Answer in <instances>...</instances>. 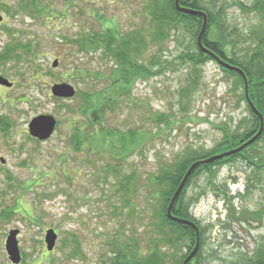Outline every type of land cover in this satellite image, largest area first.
Instances as JSON below:
<instances>
[{
  "label": "rangeland",
  "instance_id": "374dc122",
  "mask_svg": "<svg viewBox=\"0 0 264 264\" xmlns=\"http://www.w3.org/2000/svg\"><path fill=\"white\" fill-rule=\"evenodd\" d=\"M31 1L0 0V52L17 42L30 46V51L18 49L19 60L0 63V75L14 82L11 88L0 86V264H14L5 248L12 229H19V264H109L117 246L126 244L145 254L160 234V203H149L150 177L183 152H209L224 131L250 124L241 85L216 60L199 65L191 76L192 63L179 57L189 37L155 40L148 0ZM28 3L33 9L23 6ZM217 3L226 4L225 20L244 34L259 22L247 7L254 0ZM133 29L145 36L146 50L137 59L149 71L101 115L105 126L126 132L129 140V131H135L136 149L126 157L118 143L115 150L114 141L93 137L92 145L86 137L76 150L72 131L83 126L92 137L100 124L96 114L92 123L71 108L78 109L83 94L93 93L97 100L107 93L113 86L107 76L117 66L104 45L83 49L80 41L86 35L103 40L116 31L121 37ZM196 76L198 86L189 87L188 78ZM57 82L73 84L80 95L53 96L51 85ZM40 114L57 120L46 140L28 132L29 122ZM133 172L126 195L122 186ZM185 197L192 203L193 221L204 230L201 263L233 264L264 243V212L253 214L264 206V167L242 159L224 163L193 177ZM49 228L58 231L51 251L44 241Z\"/></svg>",
  "mask_w": 264,
  "mask_h": 264
},
{
  "label": "trees",
  "instance_id": "16d2710c",
  "mask_svg": "<svg viewBox=\"0 0 264 264\" xmlns=\"http://www.w3.org/2000/svg\"><path fill=\"white\" fill-rule=\"evenodd\" d=\"M31 2L35 3L36 0H32ZM180 5L207 12L208 21L203 35L204 46L222 57L225 61L245 71L248 78L250 99L264 115V0H254L252 6H247L250 12H255L259 22L251 26L245 34L237 27H231L225 20L224 8L226 4L218 7L217 0H180ZM23 6L33 9L30 7V3ZM145 8L147 10V18L151 23L155 24V40H167L170 37H178L179 35H181L180 38L185 39L184 33L187 34L189 37L187 40L188 45L179 57L192 63L193 70L191 76L195 73L197 74L199 65L205 63L207 60H216L213 56L204 52L197 42L198 35L203 26L202 15L179 10L175 4V0H148ZM119 32H114L113 36L108 34L103 40L98 39L96 35H86L81 40L83 43L80 41L83 49L96 43L104 45L106 55L113 56L117 60V66L116 68L112 67L111 72L107 76L110 83H113V86H111V89L109 88L110 90L107 93L102 91L103 95L99 94L97 100L94 98L96 96L93 93L83 94V100L80 101L81 104L78 106V109L71 108L72 111L76 109L82 115L87 116L92 123L96 114V123L100 124L101 127L96 128L92 137L83 133V126L77 127L74 132L72 131V145L76 150L82 149L86 137L92 145L96 143L93 137L99 141L100 139L114 141L116 142L114 144L115 150L118 149V143L123 151V156L126 157L130 156L129 154L136 149L138 140L133 136L135 131H129L132 134L129 140L126 132H115L105 126L104 115H101L104 111L102 109L105 107L108 109L114 108V105L119 101L121 92L126 91L125 93H129L127 88L138 77H143V73L149 71V68L141 64L137 59L139 54L146 50V48H143L146 45L143 32L133 29L125 35L122 34L121 37L119 36ZM114 45L115 48H113ZM19 48H25L26 51H30L29 44H21L19 42L14 45L9 44L5 50L0 52V63H5L12 58L19 60ZM159 61H161L160 58H157L155 63L159 64ZM220 66L225 73L235 77L241 85L243 91L242 98L252 115L250 124L242 131H224L222 140L209 152L201 153L190 149L183 152L171 164L163 166L158 173L152 174L149 179V203L156 204L154 200L160 203V208L156 212L157 218H160V222L157 223V230L160 233L159 237L151 241L148 252L145 254L137 251L138 247L134 245H118L117 251L111 257L109 264H182L193 249L196 241L194 227L182 221L173 220L167 215V206L173 194L192 163L241 145L252 137L260 127V118L252 110L246 98L242 74L234 69L226 68L222 64ZM199 77L201 78V73ZM187 81L189 87H197L199 83L197 76L190 77ZM80 92L77 91L76 94L79 96ZM101 104H104L102 108H100ZM187 105L188 103L183 108L184 111L187 110ZM237 159L247 161L251 167L254 166L259 169L264 167V129L255 141L244 147L241 151L209 163L197 165L176 198L172 207V213L175 216L194 220L197 223L191 210L192 203L185 197L188 184L199 173L207 172L211 174L217 166L233 162ZM134 176L135 172L125 177L122 191L126 195L131 192L129 184L130 182L132 183ZM249 189V185H247L246 190L248 192ZM263 212L264 206L253 214L261 217L263 216ZM199 233V249L187 264H205L203 261L201 263L199 258L201 255V245L204 243V230L201 225L199 226ZM184 249L187 250L184 251ZM77 250L79 248L75 251ZM233 264H264V243L259 244L250 253H242L233 261Z\"/></svg>",
  "mask_w": 264,
  "mask_h": 264
},
{
  "label": "water",
  "instance_id": "95a60500",
  "mask_svg": "<svg viewBox=\"0 0 264 264\" xmlns=\"http://www.w3.org/2000/svg\"><path fill=\"white\" fill-rule=\"evenodd\" d=\"M187 1H190V0H187ZM175 4L179 10H182L185 12H190L193 14L202 15L203 26H202V29H201L199 35H198V39H197L198 45L200 46V48L204 52L213 56L220 64H222L226 68L234 69V70H236L242 74L243 79H244V84H245V94H246V98L248 100V103L250 104L252 110L260 118V127H259L258 131L252 137H250L247 141L243 142L241 145L234 147V148H231V149L224 151L222 153L215 154V155L209 156L207 158L197 160L194 163H192L190 165V167L188 168V170L186 171V173L184 174L180 184L178 185L175 193L172 196L171 201L169 203V206L167 208L168 217L173 219V220L182 221L186 224L192 225L196 231V244H195L194 248L191 250V252L189 253V255L185 258V260L182 263V264H187L195 256V254L197 253L199 246H200L199 226L193 220L181 218V217L175 216L172 213V207H173V204H174L176 198L179 196V194L182 191V189L184 188L189 176L191 175V173L193 172V170L195 169V167L197 165H199L200 163H209V162H212L216 159L222 158L224 156H228L230 154H234L236 152H239L244 147L248 146L250 143L255 141L260 136V134L262 133V131L264 129V115L256 107V105L252 102V100L250 99L249 91H248V85H249L248 84V78H247L245 71L242 68L235 66V65L229 63L228 61H225L224 59H222V57H220L219 55H217L216 53H214L213 51H211L210 49H208L207 47L204 46L203 35H204L205 29L207 26V21H208L207 12H205L203 10H199V9L181 6L180 0H175ZM2 20H3V15L0 14V22ZM57 64H58V60H54L53 66H57ZM12 84L13 83L8 78L0 75V86L1 85L11 86ZM51 92H52V95L55 97L67 99V98H72L75 96L76 88L73 84L68 83V82H60V83L57 82L51 86ZM56 124H57V120L53 115L40 114L38 116H35L29 122V124H28L29 133L34 138H38L39 140H46L54 133ZM1 161L4 162L5 161L4 158H1ZM18 234H19V229H12L8 233V236H7L6 241H5V248H6L7 254L9 256V259L14 264H19L22 261V253H21L20 247H19ZM57 239H58V233L54 228H49L46 230L44 240H45L47 249L49 251L54 249V247L57 243Z\"/></svg>",
  "mask_w": 264,
  "mask_h": 264
},
{
  "label": "flooded vegetation",
  "instance_id": "af4514ba",
  "mask_svg": "<svg viewBox=\"0 0 264 264\" xmlns=\"http://www.w3.org/2000/svg\"><path fill=\"white\" fill-rule=\"evenodd\" d=\"M3 19H4V16H3ZM13 85H14V82H13ZM13 85L12 86H8V87L11 88V87H13ZM1 86H4V85H1Z\"/></svg>",
  "mask_w": 264,
  "mask_h": 264
}]
</instances>
